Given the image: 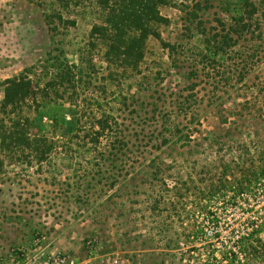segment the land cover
<instances>
[{
	"label": "rangeland",
	"instance_id": "obj_1",
	"mask_svg": "<svg viewBox=\"0 0 264 264\" xmlns=\"http://www.w3.org/2000/svg\"><path fill=\"white\" fill-rule=\"evenodd\" d=\"M76 1L0 0V103L4 81L55 49L80 63L103 21L97 0ZM166 2L158 8L170 23L153 26L163 42L149 38L138 72L110 69L101 48L89 58L97 88L129 99L127 108L111 107L134 130L139 161L118 183L116 170H102L97 183L68 160L64 170H38L10 154L0 177V264H213L224 250L210 245L221 244L216 234L236 240L247 220H262L264 0ZM242 8H259L255 32L221 51L216 36ZM188 132L193 138L182 141ZM240 186L250 190L238 195Z\"/></svg>",
	"mask_w": 264,
	"mask_h": 264
},
{
	"label": "trees",
	"instance_id": "obj_2",
	"mask_svg": "<svg viewBox=\"0 0 264 264\" xmlns=\"http://www.w3.org/2000/svg\"><path fill=\"white\" fill-rule=\"evenodd\" d=\"M71 1L74 0H67V7ZM84 1L77 0L75 4L78 6ZM166 4V0H97L103 23L93 26L90 41L81 50L80 63H72L64 50L55 49L39 65L1 84L4 97L0 103V177L5 173L10 154L19 156L20 153L22 164L36 166L38 170H64L68 166H63L61 160H68L70 170H88L90 173L85 172V179L97 183L102 181L99 177H104L102 170L119 172L118 183L125 172L133 169L139 161L132 150L134 130L122 116L115 115L111 107L113 102L127 108L129 99L116 92H111L109 99L104 90L97 88L94 84L97 66L89 58L101 48L110 69L138 72L149 38L162 41L161 34L153 26L170 23L158 8ZM248 4L253 7L250 2ZM242 9L244 13L233 18L234 24L217 34L216 38L223 42L221 51L236 46L239 39L255 32L252 29L254 22H258L255 16L259 8ZM57 18L68 27L77 26L76 20H64L62 14ZM163 45L173 49L170 44ZM114 77L112 71L110 79ZM122 111L125 110L122 108ZM45 118L49 122H45ZM61 127L70 130L63 132ZM56 130H61L57 138L51 135ZM191 133L183 135L182 141H191ZM169 141L165 138L163 143ZM247 190L249 186H240L237 193L242 195ZM89 191L86 195L91 201L95 194H91V188ZM82 199V196L76 198L77 201ZM241 230L236 240L232 239V233L229 234L226 243L221 242V234L213 237L221 244L210 245L216 250L222 245L224 249L223 259L213 256L216 262L213 264H264V215L262 220H247Z\"/></svg>",
	"mask_w": 264,
	"mask_h": 264
},
{
	"label": "built area",
	"instance_id": "obj_3",
	"mask_svg": "<svg viewBox=\"0 0 264 264\" xmlns=\"http://www.w3.org/2000/svg\"><path fill=\"white\" fill-rule=\"evenodd\" d=\"M94 243L92 241L89 242V245H93Z\"/></svg>",
	"mask_w": 264,
	"mask_h": 264
}]
</instances>
